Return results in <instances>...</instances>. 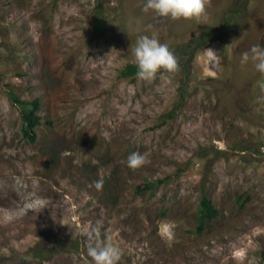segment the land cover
I'll return each instance as SVG.
<instances>
[{
    "label": "rangeland",
    "instance_id": "374dc122",
    "mask_svg": "<svg viewBox=\"0 0 264 264\" xmlns=\"http://www.w3.org/2000/svg\"><path fill=\"white\" fill-rule=\"evenodd\" d=\"M144 2L0 0V264H91L84 234L98 221L119 264L263 262L264 75L243 56L264 46V0H206L200 22L156 17ZM238 4L239 22L188 76H120L145 26L174 53ZM11 90L41 100L36 142ZM132 152L145 157L135 170ZM149 180L163 182L140 191ZM204 195L220 215L196 232Z\"/></svg>",
    "mask_w": 264,
    "mask_h": 264
},
{
    "label": "clouds",
    "instance_id": "9594fccd",
    "mask_svg": "<svg viewBox=\"0 0 264 264\" xmlns=\"http://www.w3.org/2000/svg\"><path fill=\"white\" fill-rule=\"evenodd\" d=\"M206 0H145L143 11L151 12L154 16L171 20L202 21L206 16ZM151 25L143 28L137 36L135 44L129 47L137 68L136 76L144 82H152L158 73H174L178 69L177 60L167 44L161 43L155 35H149ZM139 31V30H138ZM245 53L243 60L253 61L256 71L264 75V46H254ZM145 157L139 152H132L126 161L129 169L143 166ZM103 181H97L100 188ZM102 221L88 230L84 235L86 255L91 258V264H119L121 250L111 243V237L101 232Z\"/></svg>",
    "mask_w": 264,
    "mask_h": 264
},
{
    "label": "trees",
    "instance_id": "16d2710c",
    "mask_svg": "<svg viewBox=\"0 0 264 264\" xmlns=\"http://www.w3.org/2000/svg\"><path fill=\"white\" fill-rule=\"evenodd\" d=\"M241 6L240 4L231 6L230 11L225 15L224 21L220 27H218L213 33L207 34L206 36H202L194 41L182 44L178 47V49L173 53L178 64V69L182 71L186 76H188L190 68L192 66V62L196 56V54L203 48H205L213 35L217 31H225L229 30L234 24L239 22V18L236 14L240 13ZM95 26L98 31L103 30V22H102V11L99 9L95 15ZM137 72V68L134 63H129L126 65L120 72V76L122 78H133L135 79ZM1 80V74H0ZM12 100L15 105L20 108V114L23 120V135L24 138L28 139L31 142H36L39 137L38 128L43 124V117L40 114L42 103L39 98L34 100H22L18 97L12 90L9 92ZM185 92L182 94V100L179 104V107L183 104ZM166 119L164 122L169 119H174L176 117V110H172L170 113L166 115ZM221 153V150H216ZM158 183L163 182L162 180L157 181ZM156 181H147L144 185H139L138 189L140 191L154 189V183ZM220 215L219 209L213 204L210 197L204 195L201 199L199 208H198V221L196 225V232H201L204 230L206 224L214 219H216ZM77 244V243H76ZM78 245V244H77ZM44 252V251H43ZM42 250L37 253V255H42ZM263 262L264 264V250L262 252Z\"/></svg>",
    "mask_w": 264,
    "mask_h": 264
}]
</instances>
